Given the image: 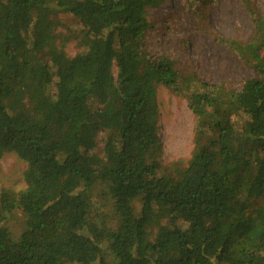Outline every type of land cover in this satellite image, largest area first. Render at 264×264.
<instances>
[{
    "label": "trees",
    "instance_id": "trees-1",
    "mask_svg": "<svg viewBox=\"0 0 264 264\" xmlns=\"http://www.w3.org/2000/svg\"><path fill=\"white\" fill-rule=\"evenodd\" d=\"M166 1L0 0V158L27 165L26 188L0 192V264H264V16L240 0L250 39L212 32L253 77L193 80L194 150L170 174L157 88L182 92L181 74L143 47L147 9ZM62 14L83 50L54 83L39 48L59 54ZM16 212L14 239L2 224Z\"/></svg>",
    "mask_w": 264,
    "mask_h": 264
},
{
    "label": "rangeland",
    "instance_id": "rangeland-1",
    "mask_svg": "<svg viewBox=\"0 0 264 264\" xmlns=\"http://www.w3.org/2000/svg\"><path fill=\"white\" fill-rule=\"evenodd\" d=\"M251 2L264 16V0ZM57 20L59 27L55 34L59 54L39 48L42 59L54 70V83L68 61L83 50L82 25L70 15H59ZM147 22L143 47L148 61L161 57L173 60L184 89L175 92L162 85L157 88L158 160L165 172L175 174L176 170L187 167L194 150L196 118L187 97L199 87L195 81L223 84L238 90L245 80L253 77L236 53L214 43L212 32L246 42L252 35V23L240 0H167L156 9H147ZM26 170V163L15 154L3 155L0 158V192L24 190ZM95 205L103 208L99 200ZM22 222L21 214L16 212L2 225L17 239L23 230Z\"/></svg>",
    "mask_w": 264,
    "mask_h": 264
}]
</instances>
